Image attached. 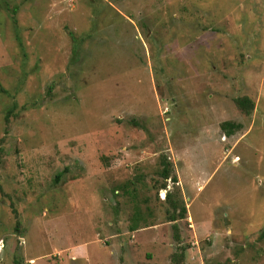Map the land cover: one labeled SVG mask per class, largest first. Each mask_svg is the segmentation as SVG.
Segmentation results:
<instances>
[{
	"label": "rangeland",
	"instance_id": "374dc122",
	"mask_svg": "<svg viewBox=\"0 0 264 264\" xmlns=\"http://www.w3.org/2000/svg\"><path fill=\"white\" fill-rule=\"evenodd\" d=\"M0 264H264V0H0Z\"/></svg>",
	"mask_w": 264,
	"mask_h": 264
},
{
	"label": "trees",
	"instance_id": "16d2710c",
	"mask_svg": "<svg viewBox=\"0 0 264 264\" xmlns=\"http://www.w3.org/2000/svg\"><path fill=\"white\" fill-rule=\"evenodd\" d=\"M238 103H239V105L241 104V105H243V106H246L247 104H248V105H251V100L248 99V98H243V99H241ZM227 127H229V128L231 129V131L227 133L229 136H231V135H233V131L239 128V125H235V124H224V125H223V129H224V130H226ZM161 174H162V176L165 178L166 181H167L168 179H170V169H169L168 167H164V169H162V173H161ZM172 181H173L175 184L178 183V179H177V177H176V176L173 177V178H172ZM164 189L166 190V187H165ZM182 212H183V213H182ZM182 212H181L182 215H184V213H186V208H183V209H182ZM182 215H181V216H182ZM170 221H175V219H174V218H171ZM137 230H138V228H137L136 226H132L131 231L134 232V231H137Z\"/></svg>",
	"mask_w": 264,
	"mask_h": 264
},
{
	"label": "crops",
	"instance_id": "0c3cea01",
	"mask_svg": "<svg viewBox=\"0 0 264 264\" xmlns=\"http://www.w3.org/2000/svg\"><path fill=\"white\" fill-rule=\"evenodd\" d=\"M98 251H99V252H102L101 248H100V249H98ZM99 252H97V253H95V254L99 255ZM97 255H96V256L94 255V257L96 258V257H97Z\"/></svg>",
	"mask_w": 264,
	"mask_h": 264
}]
</instances>
